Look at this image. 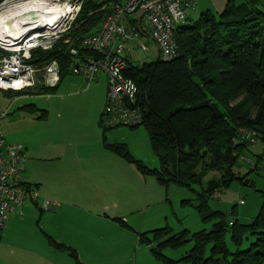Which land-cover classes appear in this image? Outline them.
<instances>
[{"label":"trees","instance_id":"trees-1","mask_svg":"<svg viewBox=\"0 0 264 264\" xmlns=\"http://www.w3.org/2000/svg\"><path fill=\"white\" fill-rule=\"evenodd\" d=\"M90 2L81 7L76 38L95 31L99 22L93 16L85 17L88 11L99 13L102 5ZM174 41L178 55L172 61H154L141 67L129 64L125 72L138 89L140 126L148 134L160 168L148 169L124 144H105V148L133 164L143 176H154L163 188L174 184L192 191L197 207L187 200L184 204L195 207L203 223L212 222L209 232L191 235L172 234L167 227L152 231L157 248L151 253L158 263L177 264L161 249L191 242V249L180 259L185 264H263L264 205L256 217L241 224L235 218L227 219L223 212L211 211L207 203L233 181L247 177H239L235 169L248 146L257 140L264 146V8L254 0L240 4L228 0L220 13L205 11L191 25H178ZM73 46L80 56L93 55ZM69 53V46L57 44L49 51L33 52L32 57L38 66L56 61L62 80L72 75L74 58ZM100 116V128L105 132L108 129L103 125V114ZM244 132L255 142L243 139ZM229 215L235 217V210ZM227 235L234 249L228 248ZM243 241L246 247H242ZM53 245L81 264L75 250Z\"/></svg>","mask_w":264,"mask_h":264},{"label":"rangeland","instance_id":"rangeland-1","mask_svg":"<svg viewBox=\"0 0 264 264\" xmlns=\"http://www.w3.org/2000/svg\"><path fill=\"white\" fill-rule=\"evenodd\" d=\"M194 1L196 4L185 11V20L179 25H191L205 11L218 14L228 2V0ZM232 1L235 4H240L246 0ZM254 1L264 8V0ZM85 2L87 3V0H82L81 7ZM93 2L97 3L95 0H91L90 3L94 4ZM88 16H93L92 19L99 22L102 17L100 13L92 14L90 11L85 14L86 18ZM80 17L81 12L79 11L75 18L67 22V31L62 34L58 45L64 46L63 41L74 36L77 30L74 31V29L80 24L78 22ZM99 22L96 23V29ZM139 42L146 43L150 50L145 53L141 49L139 50L138 45L129 44L126 55L133 62L132 64L141 67L145 63L156 61L152 42L149 39H141ZM106 89L107 83L104 76L98 82L88 83L77 76L68 75L56 91L49 89L43 94L23 93L19 97L1 94L0 109L5 111L11 105V111L5 119L0 121V132L7 144L28 142L32 144L35 138L44 139L47 135L54 134L55 138H61L66 143L68 151L72 153H87L91 149L95 152L97 147L92 141V132L88 127L89 121L92 122L89 115L99 116L94 105H98L101 114L104 113L107 106ZM101 90H104L105 96L102 105H100L102 101H99L98 104L95 98V91ZM79 91L85 92V94L72 95ZM32 105L36 107L34 110L30 107ZM23 106H27L26 110L25 108L21 110ZM40 109L48 112V122L43 126V130H41L38 120H33V116L37 117L41 114ZM74 110L77 111L73 112ZM12 111L14 112L12 113ZM58 112L61 114L60 119L55 117ZM116 128L105 131L104 135L107 141L103 140L105 150L102 153L107 152L105 144L121 142L126 144L131 156L145 167L150 170L160 168L159 159L151 151L148 134L142 126L139 125L133 129V131L137 130L133 135H128L129 127ZM110 133L113 134L110 135ZM12 140L17 141L12 142ZM248 147L242 157L238 159L235 169L239 177L245 175L247 177L243 181H233L226 190L214 195L207 203L211 211L223 212L227 215V219L235 218L241 224H246L256 217L264 205V146L260 140H257ZM61 149L64 150L65 147L61 145ZM107 153L122 160L127 168L134 171L139 178L140 188L138 189V186L133 184L114 185L113 189L106 187V196L101 199V201L104 200L103 206L95 208L94 211L95 214L101 215H97L99 218H93L85 226L76 224L79 218L76 214H70L71 217L68 218L62 216L63 220L56 222L59 235L64 237L68 234L70 242L80 247L81 258L78 259L81 264H85L84 261L95 264H160L151 253L153 249L157 248L152 231L167 227L171 229L172 234L187 232L188 235H191L201 230L205 232L211 230L212 222L203 223L195 207L184 204V200H187L197 207L195 194L192 191L184 189V187L179 188L174 184L163 188L154 176H143L133 164L109 151ZM25 158L24 164L27 162V157ZM210 176L215 177L217 173H210ZM246 180L249 181L247 185L244 184ZM250 184L254 186H250ZM194 189L200 191L198 187H194ZM38 203L39 206H42L43 200H39ZM232 210H235V217L229 215ZM18 211L22 212V218L11 215L5 224L6 229L3 231L5 234L0 241V264H42L39 257L35 256L37 253L34 252L40 250V245L33 238V232L39 231L40 227L36 223V219L34 223L29 222L28 208L25 204ZM104 214H121L120 217L123 219L108 218ZM64 220L67 222L65 223ZM46 241L51 243L49 251H63L53 245V243L59 242L49 239ZM226 243L228 248L234 249L229 235L226 236ZM191 247L192 243L189 242L186 246L164 247L161 251L166 258L178 261L177 264H185L180 259ZM242 247H246L245 242ZM46 264L76 263L72 257L55 252L51 260H46Z\"/></svg>","mask_w":264,"mask_h":264},{"label":"built area","instance_id":"built-area-1","mask_svg":"<svg viewBox=\"0 0 264 264\" xmlns=\"http://www.w3.org/2000/svg\"><path fill=\"white\" fill-rule=\"evenodd\" d=\"M102 5V15L95 31L63 41L74 58L71 74L90 83L104 75L107 79V106L102 122L107 129L134 128L141 124L136 105L138 89L125 72L133 62L127 57V46L138 45L148 53L150 47L140 43L149 39L156 61L169 62L178 55L174 31L185 20V11L195 5L194 0H95ZM82 0H4L0 3V17L14 27V35L7 34L0 24V95L10 97L23 93L43 94L59 84V65L51 61L37 65L33 52L51 50L67 31V22L78 15ZM57 5L54 12L43 13V7ZM15 11V12H13ZM73 45L92 53L80 56ZM34 60V64L30 61ZM10 111L0 109V121ZM1 131V129H0ZM243 139L254 143L251 134ZM24 149L19 144H7L0 132V236L9 216L21 215L18 209L36 198L34 189L25 181L22 165ZM47 204V202H46ZM45 204V205H46ZM240 204H242L240 202Z\"/></svg>","mask_w":264,"mask_h":264},{"label":"crops","instance_id":"crops-1","mask_svg":"<svg viewBox=\"0 0 264 264\" xmlns=\"http://www.w3.org/2000/svg\"><path fill=\"white\" fill-rule=\"evenodd\" d=\"M103 76L98 77L94 82H98ZM104 78L107 83L106 77ZM63 79L60 80L59 84L54 89L55 91L59 88ZM81 79L86 81L83 78ZM82 94H85V92L79 91L72 95L77 96ZM15 97L19 96L16 94ZM104 97V90L95 91L97 103L102 101L100 105L104 102ZM32 106L36 108L34 105ZM9 107L11 108V105ZM94 107L97 109L99 116L89 115L92 122L89 121L88 127L92 132V141L97 147L95 152L91 149L87 153H72L68 151L66 143L63 142L61 138H55L54 134L50 136L47 135L44 139L35 138V141L32 142L33 145L29 142L19 144L23 147L24 155L27 157L26 164L21 168L24 181L31 186L35 191L34 193H36V198L26 202L25 206L28 208L29 222L34 223L36 219V223L40 227V232H33V238L38 241L37 243L40 245V250L34 252L37 253L35 256L39 257L42 264H46V260H51L55 252L72 257L68 255L69 253L66 251H49L51 243L47 242V239L59 242L57 244L70 247L75 250L76 257L81 258L80 253L82 251H80V247L70 242L68 234L64 237L59 235V228L56 222L63 220L62 216L68 218L69 216L71 217L70 214H76V216L79 217L76 224L85 226L87 223H90L93 218H99L97 215H101L95 214L94 211L95 208L101 205L103 206L104 200L101 201V199L106 196V187H108V189H113L114 185L133 184L134 186L137 185L138 189L140 188L139 178L131 168H127L122 160L108 154V151L102 153L105 150L103 140L107 141V138L99 124L101 115L100 109L98 105H94ZM21 110H23L22 107ZM75 111L77 110L73 112ZM13 112L14 111H12V113ZM40 112L43 119H39L38 115L37 117L33 116V120H38L41 130H43V126L48 122V112L44 109H40ZM60 116L61 114L58 112L55 117L60 119ZM133 129L135 128H129L131 132L129 131L128 135H133L134 132L137 131H133ZM112 134L113 133H110V135ZM16 141L17 140H12V142ZM60 144L65 147L64 150L61 149ZM111 144L124 143L112 142ZM124 145L126 146V144ZM39 200H43L42 206H39ZM11 215H16L17 218L20 219L22 218V214L18 215L17 213H13ZM120 215L121 214L105 216L108 218H122ZM64 222L66 223L67 221L64 220ZM4 229H6V227ZM3 231L1 232L3 233ZM2 233L0 241L5 234ZM84 263L95 264L86 261H84Z\"/></svg>","mask_w":264,"mask_h":264},{"label":"bare ground","instance_id":"bare-ground-1","mask_svg":"<svg viewBox=\"0 0 264 264\" xmlns=\"http://www.w3.org/2000/svg\"><path fill=\"white\" fill-rule=\"evenodd\" d=\"M56 9H57V5H55L53 3L49 4L47 7H43L42 8V10H45L43 13L54 12V11H56ZM13 12H15V11H13ZM0 24H3V26L6 28L5 31H6L7 34L14 35L13 34L15 32L14 31V27H15L14 25L11 26V24H7L5 22V20L3 19V17H0Z\"/></svg>","mask_w":264,"mask_h":264},{"label":"water","instance_id":"water-1","mask_svg":"<svg viewBox=\"0 0 264 264\" xmlns=\"http://www.w3.org/2000/svg\"><path fill=\"white\" fill-rule=\"evenodd\" d=\"M34 63H35L34 60L30 61V64H34ZM244 184H246V185L249 184L248 180L244 181ZM250 186H254V185L250 184Z\"/></svg>","mask_w":264,"mask_h":264}]
</instances>
